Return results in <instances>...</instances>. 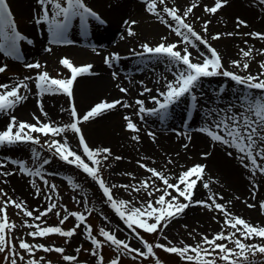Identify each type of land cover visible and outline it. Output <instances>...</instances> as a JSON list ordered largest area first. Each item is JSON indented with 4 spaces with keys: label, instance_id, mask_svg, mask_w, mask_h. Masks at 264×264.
<instances>
[{
    "label": "snow or ice",
    "instance_id": "snow-or-ice-1",
    "mask_svg": "<svg viewBox=\"0 0 264 264\" xmlns=\"http://www.w3.org/2000/svg\"><path fill=\"white\" fill-rule=\"evenodd\" d=\"M36 2L40 8V15L35 18L36 23L45 22L48 24L51 43L54 44L72 43V41L67 39V33L74 19H79L83 28L87 27L89 18L101 24L104 23L101 17L84 3V0H63V3L61 0H36ZM227 2L228 0H214V6L209 7L206 5L204 6V11L209 14H215ZM144 3L146 6L145 10L156 16L161 23L180 39L177 42L166 43L167 37H162V42L158 45L153 47L148 43H144L140 45L142 51L134 53L140 57L150 54L149 58H163V62L168 65L167 70L173 75L172 80H167L166 77H163L165 80L163 91L158 88L156 89V96H149V100L156 105L155 107L147 109L144 100H135V105L137 106L136 114L141 119H143L142 114L147 113L158 116L161 121H164L168 118L170 107L186 96L191 98L193 106H195L197 97L193 93L203 78L216 76L229 78L235 84L242 86L240 95L236 98L235 102L230 103L226 108L210 110L206 115L209 118L215 117L212 119V126L201 128L199 131L206 133L211 141L234 149L241 165L249 169L253 176L257 172L264 175V60L258 64L259 71L253 74L248 71L250 67L248 61L255 59L253 53L256 50L253 48H248L247 50L240 49L243 62L241 60H232L230 63L233 68L242 69L247 74L240 75L239 72L229 71L224 68L221 55L211 46L209 40L195 31L193 25L187 22L193 9L198 6L197 3H192L182 11L175 6H167L166 0H144ZM259 3L264 4V0H259ZM124 23L127 25V36H135L136 33L132 26L137 22L133 20L125 21ZM209 23L210 21L203 23L202 31L204 33H207ZM241 26L247 27V24L244 20L237 18L236 27L240 28ZM233 34L217 33L211 39L218 40L221 38V35L232 36ZM244 35L264 40V33L250 32ZM26 39L16 28L7 0H0V52H3L6 56L19 58V44ZM197 42L204 47L205 51L199 50ZM189 47L197 50V57L193 58ZM48 51H51V49H48ZM259 55L264 56V49L259 50ZM119 59L118 53H112L105 57L104 63L112 67L113 63L119 61ZM194 59L196 62H194ZM140 62L144 63V60L142 59ZM59 63L70 71L71 75L69 78L57 79L51 77L49 72L41 70L43 66L39 62L25 65L26 68L40 70L37 71L34 78L35 87L40 95L62 93L71 98L73 95V84L76 79L83 75L92 74L93 65L91 64L76 66L68 58L60 59ZM6 68L7 65L0 66V73H4ZM116 77L117 73L113 72V78L115 79ZM29 80H33V77H25L23 80L12 85L0 84V112L7 113L17 104L27 99L25 95L21 94V90L30 91L29 84L27 83ZM141 83L143 82L141 81ZM117 88L121 93L126 94L128 92V89L120 85H117ZM152 91L151 88L144 87L141 95L151 93ZM223 91L224 89L221 88L220 92L222 93ZM39 106L42 114L46 116L47 113L43 112L42 105ZM117 106L132 107V105L119 99L112 102L102 101L95 104L82 117H79L75 106L72 105L70 115L73 118V122L63 126L41 122L39 117L35 116V124L23 121L17 122L16 117L11 116L6 129L0 131V146L25 142L39 144V137L33 136L32 133H42L45 136L51 135L53 137L60 136L67 131L77 134L83 156L87 157L92 166L85 162L82 155L77 154L76 151H73L69 147L66 139L64 142H60L53 138L50 142H46L48 150L66 163L75 165L96 181L112 210L124 222L127 228L131 230L135 238L141 242L143 250L131 247L128 242L119 239L114 231L104 227L99 229V236L103 237V240L97 239L93 235L91 225L86 223V216L81 212H70L65 209L67 214L59 219V225H62L69 217L75 218L76 223L71 229L64 230L59 225L41 227L35 221H40L42 217L57 209L58 205L56 203H49L43 211L34 216V211L39 210H28L23 201L17 202L11 197H7L0 201V253H7L4 256L5 261L8 264H18V259L20 261L25 260L22 252L27 253L29 257H34L36 251L42 250L44 252L55 251L62 254L64 261L70 262V264H78L77 257L74 255H64L65 249L62 247L31 244L23 238L18 241V248L22 252L18 251L17 244L14 243L15 237L10 235L18 227L14 222L9 221L7 215V208L11 205L19 210L17 215L22 213L23 217L32 218V223H29L28 219L22 220L20 227L34 229L27 233L28 236L33 238L47 237L52 234L71 238L77 234V229H80L83 225V231L93 246L90 254L93 257H97L99 264H104L101 249L105 244L114 247L118 252V255L109 261V264H120V255H129L133 260L137 258H155L156 253L154 248L162 249L171 254H177L185 261V264H217V260L222 261L223 264H264V260L258 261L255 259L257 253L264 255V226L253 225L244 218L230 212L226 204L217 202L218 200H223V197L219 194L210 195L207 200L196 201L193 199L194 190L198 182H201L205 189L209 188V184L204 182L205 165L194 164L179 173L175 177L176 182L173 183L170 182L171 178L164 171L148 167L146 164L137 161L141 168L150 173L149 178L141 181L139 187L135 185H112L109 187L106 185L99 175L98 166L101 164V160L97 159V157L103 156V160L106 161L112 155L111 150L109 148L91 149L81 133L79 124L81 121L95 119L105 112L115 109ZM237 108L240 110L235 111ZM124 120L126 121V128L128 130L139 132L137 125L131 117L125 116ZM148 135L153 139L155 138L152 132H149ZM133 139L137 140L138 137L133 136ZM184 147L187 148L188 145L185 144ZM227 154L232 156L233 152L230 151ZM204 155L207 156L208 154L205 153ZM115 159L120 160L121 157L117 156ZM13 163L19 164V171L22 173L35 176L41 175L39 168L33 171L25 167L23 162L13 161ZM43 163L47 164L49 161L45 159ZM168 163H172L171 159H169ZM3 167L5 165L0 163V168ZM11 174L9 172L0 173V175L4 176ZM156 181L161 182L162 187L157 185ZM44 183L47 184L48 182L45 180ZM33 187H36L34 183ZM49 187L53 191L55 190V185H49ZM73 187H78V185H73ZM116 187H121L125 190L131 189V191L136 193L144 191L149 199L146 202H142L139 207L135 206L132 201L117 200L112 195V189ZM170 189L172 191H169ZM173 192L175 195H173ZM156 193L160 194L156 196ZM0 194L5 197L7 196L6 193H3V189H0ZM39 194L40 189L36 188V195ZM254 196L255 194L253 193V198ZM48 199L51 198L49 197ZM228 203L230 204L231 202L229 201ZM191 206H200L209 211L218 212L222 218L220 221L221 231L213 234L211 238L208 235L201 234L200 242H197L195 245L183 244V246H168L161 243L153 245L144 240L137 231V229H140L146 233H159L163 239L167 240V237L162 235L163 230L167 228L173 219L178 218ZM259 206L264 211V202H260ZM247 207L253 208L256 205L247 204ZM56 215L60 217L61 214L57 211ZM213 219L215 220L216 217L214 216ZM257 238L262 242H247ZM229 243L234 245V247H229ZM169 244H171L170 241ZM75 251L79 253L81 249L77 248ZM42 260L43 257H40V259L29 258L26 260V264H41ZM155 264H161V261L156 258Z\"/></svg>",
    "mask_w": 264,
    "mask_h": 264
},
{
    "label": "rangeland",
    "instance_id": "rangeland-1",
    "mask_svg": "<svg viewBox=\"0 0 264 264\" xmlns=\"http://www.w3.org/2000/svg\"><path fill=\"white\" fill-rule=\"evenodd\" d=\"M15 0H7L13 18L16 25L17 30L25 36L27 39L24 41H21L19 44V52L23 50H27L29 47L37 46L41 47L43 51L42 55L51 54L50 56L54 55V60H50L49 62L46 60H37L43 68L41 70L49 72L50 76L57 79H63V78H69L71 73L68 69H65L60 63V59L65 58V56L69 53L71 55V52L69 49L65 48L67 46H74L73 40L78 38L77 31H79V27L81 26L79 19H74L72 21V24L68 30L67 33V39L72 41V43H51V34L48 31V24L45 22L42 23H36V17L29 15L28 13L22 14L21 11H18L15 9V6L13 5ZM23 2H30V1H36V0H22ZM95 0H84V3L91 8L94 12H96L101 19L103 16L104 21L109 22L106 27L105 33H108L110 31V34H113V30H108L112 25L109 18H106L105 15H103V7L101 3L94 2ZM98 1V0H96ZM249 3H252L254 5H262L264 9V4L259 3V0H249ZM63 3V0H61ZM37 3V2H36ZM105 8V6H104ZM239 9V8H238ZM236 10L232 6V1L228 0L227 4L221 8V10L218 12L223 18H227L229 20V24H231L234 27L235 34L232 36L227 35H221V38L218 40H212L211 37L215 34H209L204 33L202 31V20L203 18L199 16L200 21V27L197 25L198 23H194L190 17H188L187 22L192 24L195 31L200 33L202 36H204L206 39L209 40V43L213 48H215L218 53L219 49L223 40H231V38H236L239 36H242L243 38L249 37L244 35L245 33L250 32H258L254 28L248 27L247 20V13H243V11ZM51 16V13H50ZM237 18L240 20H244L247 24V27L241 26L240 28L236 27V21ZM231 26V28H232ZM35 27V30L32 32L31 29ZM219 30L218 33L225 34L223 32V25L217 26ZM82 29L87 30H95L94 33L100 28V23L94 19L89 18L87 27ZM234 33V32H233ZM260 33V32H259ZM217 34V33H216ZM96 35V33L94 34ZM33 37L39 38V43L34 39L31 40ZM96 37V36H95ZM82 38V37H81ZM241 39L242 42L245 41V39ZM251 38V37H249ZM180 39V38H179ZM252 39V38H251ZM31 41V43H29ZM150 46H156L160 43L159 40H153L146 42ZM144 44V43H143ZM140 45H133L129 46L127 48V53L134 55L135 51H142L140 48ZM24 46V47H23ZM22 47V48H20ZM48 49H51V51H48ZM138 49V50H137ZM141 49V50H140ZM247 50L248 48H242ZM57 51L54 53V51ZM240 50V49H239ZM205 51V49H204ZM18 52V54H19ZM67 52V53H66ZM54 53V54H53ZM236 53H240L236 52ZM220 54V53H219ZM4 57L0 59V66L7 65L6 71L4 73H0V84H15L19 82L20 80H23L25 77H33V80L27 81L29 86L35 87L34 78L37 74L36 69H29L26 68L25 65L28 63H36L31 61H26L22 59H17L15 57L6 56L3 53ZM76 55H78L76 53ZM80 55V54H79ZM75 56V58L78 59V63H75L76 66H81L84 62H89L91 60L90 55H81V56ZM221 55V54H220ZM145 56L150 57V54H145ZM145 56L142 58H139L141 61L142 59H146ZM241 56V55H240ZM222 57V56H221ZM156 65H158L159 68H165L168 72V79H171L173 76L171 72H169L168 65L163 62V58H156ZM194 58V57H193ZM235 60H241L243 62V58H237L233 57ZM150 59V58H149ZM194 62L195 59H194ZM222 62L224 65V68L229 71L239 72L240 75H246L242 69H235L232 66H229L227 64L226 57L223 56ZM250 64V67L248 69L249 72L255 74L259 70L255 67V64H253V60L248 61ZM258 67V65H257ZM259 68V67H258ZM223 88L224 91L221 93L220 89ZM242 89V86L235 84V82L231 81L229 78L223 77V76H216V77H207L203 78L199 84V86L194 90V95L197 97V101L195 102V106H193V101L189 96H186L179 100L177 103L172 105V109L179 110L181 112L189 113L192 111H198L200 110V116H203L208 123V127L212 126V119L209 118L206 114L212 110V109H220V108H226L230 103L235 102L236 98L240 95V91ZM38 92V90H37ZM21 94L27 95L29 94V91L21 90ZM51 97V105L55 107V112L53 114H50L47 116L46 119L42 120L41 122L51 123L57 126H63L68 123L73 122V118L70 115V109L71 106L74 105L78 116L82 117L86 112H88L92 107V102H95L94 104L100 103L102 101H108L111 102L109 98H105L102 95H98V98H95L93 100H89V102L85 105H81V102L85 101L84 95L82 97V91L75 85V82L73 84V95L71 98H69L67 95L62 93L57 94H44ZM78 95V96H77ZM210 98H208V97ZM47 96H44L46 99ZM24 102V100L22 101ZM20 104V103H19ZM18 105V104H17ZM16 105V106H17ZM153 104H146L145 107L147 109H151L155 106H152ZM14 110V111H13ZM240 109L237 108L235 111H239ZM115 111H117V108L112 109L110 111L105 112V117L109 118L111 117ZM137 111V110H136ZM15 108L9 110L7 113L0 112V116H6L10 117L14 116ZM117 114V113H116ZM136 116H138L136 114ZM143 119H141L140 116H138L141 120V123L147 124L149 126H154L158 128L161 131L166 132H177V134H180V129L178 125L173 124L170 127H164L161 128V125L164 121H168L169 119H166L164 121H161L158 116L155 115H149L147 113L142 114ZM27 120V119H26ZM22 117L17 118V122L23 121L27 123H31L30 121H26ZM121 120V119H119ZM158 121V123H154V121ZM104 119H98L97 117L95 119H91L89 121H81L79 124V127L81 129V133L83 134L85 141L89 145L91 149L96 148H109L111 150L112 155L109 156L108 160H103V156L97 157V159L101 160V164L99 167V175L100 177L105 181L106 185L111 187L112 185H135L139 187V184L143 180H147L150 176V173H148L145 169L141 168L137 161L140 163L146 164L148 167L156 168L159 171H164L166 175H168L171 180L170 182L175 183V177L178 176L179 173H181L183 170L177 169L176 166L183 161V157L178 158L177 155H175V158L172 159V163L167 164L168 166H171L169 168H164L166 164H163L160 159L157 160L151 159L150 156L148 157L145 153H139L135 152L134 155H130L131 153L125 152V146L121 143V137L115 136L119 135L117 131H115V135H111L112 137L106 135H97L92 132H94L95 127L98 129L101 123H104ZM125 120H121L119 124L122 123L121 128L124 132L125 130ZM114 122V121H113ZM115 123V122H114ZM113 123V124H114ZM8 124V123H7ZM7 124H5L4 120H0V131L5 130ZM35 124V123H33ZM189 131L192 130V128L188 129ZM15 131V129H14ZM98 131V130H97ZM180 131V132H179ZM184 136L188 135V133H183ZM33 136H38L40 139L39 144H33L31 142H25V143H17L15 145H3L0 146V163H3L5 167L0 168V173L9 172L12 173L11 175H0V189H3V193H6L7 196H3L0 194V201L6 199L7 197H11L13 200L20 202L23 201L27 207L28 210H39L34 211V216L38 215L40 211H43L49 203H56L58 205L57 209H55L53 212L49 213L47 216L42 217L40 221H35V223H38L41 225V227L44 226H57L59 225V219L63 217V215H66L65 209L70 212H81L86 216V223L88 225H91L93 230V235L97 237V239L103 240V237L99 236V229L101 227H104L108 230L114 231L116 236L121 239L128 242L131 247L133 248H140L143 250V245L141 242L135 238V235L131 232L130 229L127 228V226L124 224V222L116 215V213L112 210L109 203L106 200V197H104L102 190L99 188V185L96 183L95 180H93L91 177H89L86 173H84L81 169L77 168L75 165H70L66 163L65 161L59 159L57 155H55L53 152H50L47 148L46 142H50L53 138L59 140L60 142H64V140H67V143L69 147L76 151L77 154L82 155L86 163H89L90 166L91 162L87 160L86 156H83L82 148L79 144V137L77 134L67 131L60 136H45L42 133H32ZM176 135V134H175ZM118 138L119 141L113 139ZM225 148L230 149V151L234 150L229 147L224 146ZM200 150L201 148H197ZM235 151V150H234ZM38 156V158H37ZM121 157L120 160H116L115 157ZM187 156V155H186ZM227 157V155L225 154ZM236 160L238 159V156H236ZM47 159L49 163L44 164L43 161ZM71 159V157H70ZM163 159V158H162ZM161 159V160H162ZM229 159V157H227ZM13 161L17 162H23L25 167L32 169L35 171L37 168L40 169L41 175L35 176V175H27L25 173H22L19 171V164L13 163ZM247 171L250 173L248 176L252 177L254 179L256 187H259L261 195L259 196V200L257 202V212H259V215L264 216V211L260 208V202H264V175H261L257 172L256 175H252V173L247 169ZM131 174V175H129ZM43 177V178H41ZM47 181L48 183L45 184L44 181ZM18 181H21L25 183L26 185V192H19L17 188L19 187ZM33 183L36 185V187H33ZM259 183V185H258ZM157 185H160L162 187L161 182L156 181ZM49 185H55V190L53 191L50 189ZM73 185H78V187H73ZM36 188L40 189V194L36 195ZM22 190V189H21ZM169 191H172L171 189ZM193 199L196 201L205 200L207 197L199 196V194H196L194 192ZM160 193H156V196H158ZM112 195L117 200H126V201H132L135 206L139 207L142 202H146L149 197L144 193V191H141L139 193H136L134 191L125 190L121 187H116L112 189ZM173 195L175 193L173 192ZM25 197V198H24ZM51 199H48V198ZM18 209L14 208L13 206H9L7 208V215L9 217L10 222H14L18 227L14 229L10 235L15 237L14 243L17 244V250L18 248V241L19 239L23 238L28 243L31 244H44L45 246L50 247H62L65 249L64 255H74L77 257L78 264H99L97 257H93L90 254V250L93 247L91 245V242L88 240L86 234L83 231V225L80 229H77V234L74 235L71 238H65L61 237L58 234H52L47 237H30L27 235L29 231H32L34 229H30L27 227H20L22 220L28 219L29 223H32V218H25L23 217L22 213L20 215H17ZM60 212V217H57L56 212ZM216 217L214 220L213 217ZM238 216V215H236ZM262 216V217H263ZM191 219H190V218ZM107 218V219H105ZM264 218V217H263ZM214 220L215 227H209L206 228L204 225L206 222ZM222 218L218 212L215 211H209L205 208H202L200 206H191L187 208L182 215H180L178 218L173 219L163 230V236L167 237V240L163 239L159 233H146L143 230L137 229V231L140 233V235L144 238V240L148 241L149 243H161L168 246L177 245V246H183V244L188 245H195L197 242H200L201 240V234L208 235L209 238L217 232L221 231V221ZM152 222V221H150ZM219 222V223H218ZM76 221L75 218L69 217L67 221H65L64 224L59 225L64 230H68L74 227ZM186 226V227H185ZM191 234V235H190ZM169 241L171 244H169ZM183 242V243H182ZM248 243H261L258 238L252 241H247ZM229 247H234V245L229 243ZM77 248H80L81 251L77 253L75 250ZM154 251L156 253V257H149L147 259L144 258H137L136 260L131 259L129 255H120V264H155L156 258H158L161 261V264H185V261L182 260L177 254H171L168 252H165L162 249L154 248ZM7 253H0V264H8L7 261H5L4 256ZM22 254L25 256L24 261H20L18 259V264H26V260L29 258H35L40 259V257H43V260L41 261V264H70V262L64 261L62 259V254L56 253L55 251L52 252H44L42 250H38L35 253L34 257H29L27 253L22 252ZM101 255L103 256L104 262H109L112 259H114L118 252L114 249V247L109 246L105 244L103 248L101 249ZM250 255V259H251ZM256 260H264V255L257 253ZM217 264H223L222 261L217 260Z\"/></svg>",
    "mask_w": 264,
    "mask_h": 264
},
{
    "label": "bare ground",
    "instance_id": "bare-ground-1",
    "mask_svg": "<svg viewBox=\"0 0 264 264\" xmlns=\"http://www.w3.org/2000/svg\"><path fill=\"white\" fill-rule=\"evenodd\" d=\"M231 1L234 9L237 10L239 8L238 10L247 13L246 22L248 23V27L256 28L255 30L258 32L264 33V9H262V5H254L249 3V0ZM94 2L103 4V15L109 18L112 25L108 30H113V34L111 35L109 31L108 33L99 34L95 38L90 36L81 38L79 36L80 38L74 41V46L65 47L69 49L67 52H71V55L68 53L65 58L70 59L74 64L78 63L77 58L79 57L75 58V56L79 54V56L90 55L91 57L89 62H84L81 65H93L91 70L92 74L80 76L75 81V85L77 84L82 91V97L84 95L83 98H85V101L81 102V105H85L89 100H93L98 98V95H102L105 98L112 99L111 102L119 99L122 102H127L132 105V107L125 108L117 106V111H115L111 117L106 118L104 116L105 113L98 116V119H104L105 121L103 124L101 123L98 129L95 127L96 130L92 133L97 135L98 132V135H108L112 137L111 135L113 134L114 136L116 133L115 131H117L119 135L115 136L121 137V143L126 147L125 152L131 153L130 155H134L133 153L135 152L141 154L145 153L148 157L150 156L151 159H154V161L155 159H160L163 164H166L164 167L166 169L171 167L167 164H170L168 163L169 159L172 161L175 155H177L178 158L184 156L181 163L172 165L176 166L177 169L184 171L194 164L205 165L204 182L209 184V188L205 189L203 184L198 182L194 192H196V194L200 193L199 196L207 197V199L210 195L219 194L223 197V200H218L217 202L226 204L230 212L244 218L253 225L264 226V216L262 215V217L261 214L259 215V212H257V202L261 193L259 187L255 185L256 181L250 177L251 175L248 176L250 173L241 165L240 160H236L237 153L234 150L231 151L233 155L229 156L227 153L230 152V149L225 148L223 144L211 141L206 133L199 131V129L208 127V124H210L203 116H200V110L197 112L192 111L185 113L172 109V106L170 107L167 118L169 120L164 121L161 128L164 127V125L170 127L176 124L180 128L178 130L182 131H179L180 134L173 131H161L154 126L143 124V122L141 123L140 121L141 119L136 116L137 106L135 105V100L141 99L145 101V105L153 104L152 106H156L149 100V96H156V89L158 88L161 91L164 90L165 80L163 77H166L167 80H172L173 76L171 79H168V72L165 68H159L158 65H156L154 57L149 59V57L145 56L146 63L145 60L144 63H141L139 58L142 57L135 55L136 57L134 56L133 58V55L127 53L126 49L129 48V46H136L155 39L159 40L161 43L162 37H167L166 43H173L177 42L179 37L161 23L156 16L145 10L146 6L144 0H95ZM166 3L167 6H175L181 11L192 3H197L198 6L194 8L192 14L189 15L194 23H198L197 25L200 27L201 23L199 21V16H201L203 18L202 24L205 21H210L208 26L209 34L218 33L219 30H217V26L221 25H223L224 33L234 32L235 34L234 27L229 24V20L218 14L221 9L215 14H209L204 11V6H214V0H166ZM13 5L15 9L21 11L22 14L28 13L34 17L40 15V8L36 1L23 2L22 0H15ZM165 18L167 19V17ZM133 20L137 22L132 26L136 35L128 37L126 31L127 25H125L124 22ZM34 30L35 27L31 29L32 32ZM79 32L82 36L83 30ZM242 38V36H239L231 38V40H223L221 45H219L221 47L219 53L222 58L223 56L226 57L227 64L231 66L230 62L235 60V58H233L234 56L241 58L240 53H236L240 51L239 49L253 48L256 50L253 53L255 57L253 64H255V67L259 70L257 65L260 61L264 60V56L259 55V50L264 49V40L246 37L243 38L247 41V43H245V41H241ZM37 42L39 43V38ZM41 47H29L27 49V56L24 60L31 62H37V60H46L49 62L50 60H54V55H42L41 51L43 50ZM198 47L200 51H204L202 45L198 44ZM189 50L192 52L194 58L197 57L198 52L196 49L189 47ZM55 52L57 51L55 50L54 53ZM76 53L78 55H76ZM112 53H118L120 59L114 62L112 67H109L104 63V60L105 57ZM3 57V52H0V59ZM113 72L117 73L115 79L113 78ZM141 81L143 83H141ZM157 81H159V83H157ZM117 85L128 89V92L126 94L121 93ZM144 87L151 88L153 91L141 95ZM29 89L30 91L27 95V99L14 107L15 112L13 115L16 119L20 116L24 120L27 119L26 121L28 122L36 123L34 116L39 117L40 121H42L55 112V107L51 105L50 96L40 95L32 86H29ZM44 96H47L46 99ZM94 103L95 102H92L91 107L95 105ZM39 105H42L43 112L47 113L46 116L42 114ZM125 116L131 117L133 122L137 125L139 132L128 130L126 124L125 130L127 131L124 132L122 130V123H119L121 120H124ZM0 120H4L5 124H7L10 122V117L0 116ZM153 121L154 123L159 122V120ZM124 122L126 123V121ZM189 128H192V130L189 131ZM149 132L154 133V139L148 135ZM183 133H188V135L184 136ZM133 136H137L138 139L134 140ZM113 139L117 141L120 140L118 138ZM185 144L188 145L187 148L184 147ZM197 148L201 149L198 150ZM205 153L208 155L205 156ZM225 154L229 159H227ZM17 185L19 186L17 188L19 192L27 193L25 183L18 181ZM253 193L255 194L254 198ZM229 201L231 202L230 204L228 203ZM247 204H254L256 207L249 208ZM204 226L208 229L209 227L214 228L215 222L214 220L206 222Z\"/></svg>",
    "mask_w": 264,
    "mask_h": 264
}]
</instances>
